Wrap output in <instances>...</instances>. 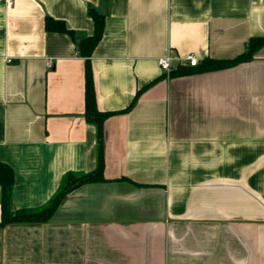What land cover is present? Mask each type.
Masks as SVG:
<instances>
[{
    "label": "crops",
    "instance_id": "0c3cea01",
    "mask_svg": "<svg viewBox=\"0 0 264 264\" xmlns=\"http://www.w3.org/2000/svg\"><path fill=\"white\" fill-rule=\"evenodd\" d=\"M91 10L105 25L86 58ZM48 17L72 34L48 31ZM256 37L264 0H0L10 213L97 168L88 64L98 110L117 113L104 123L107 181L69 193L48 223L1 227L0 264H264V47L220 70L184 61L231 60ZM168 56L172 72H193L166 74ZM1 203L0 186V221Z\"/></svg>",
    "mask_w": 264,
    "mask_h": 264
},
{
    "label": "trees",
    "instance_id": "16d2710c",
    "mask_svg": "<svg viewBox=\"0 0 264 264\" xmlns=\"http://www.w3.org/2000/svg\"><path fill=\"white\" fill-rule=\"evenodd\" d=\"M91 17L95 24L94 34L79 43V51L83 57L90 58L100 43L104 33L105 18L97 11H90ZM46 29L50 32L72 34V31L67 28L64 21L55 20L51 17L46 19ZM264 47V37L251 38L246 44L245 52L231 60H214L209 59L196 71L205 72L212 70H220L230 68L242 63H247L254 60L256 54ZM193 71L185 67L179 71L172 72L173 75H189ZM136 102V99H135ZM134 102V103H135ZM130 108V107H129ZM128 108V109H129ZM127 109V110H128ZM116 112H100L97 108L96 94L93 82V73L90 64L86 70V118L90 123L97 126L98 138V164L97 168L84 174H68L63 182L59 193L54 197L51 203L41 209L20 210L16 213L9 212V202L12 189L15 185V170L8 164L0 161V186L2 188V203H1V221L0 228L11 224H41L48 223L55 215L63 199L72 191L81 186L93 183H104L107 180L104 177V123L106 119Z\"/></svg>",
    "mask_w": 264,
    "mask_h": 264
},
{
    "label": "built area",
    "instance_id": "2783aa9c",
    "mask_svg": "<svg viewBox=\"0 0 264 264\" xmlns=\"http://www.w3.org/2000/svg\"><path fill=\"white\" fill-rule=\"evenodd\" d=\"M14 0H4V3L7 5H11ZM172 58L171 57H164L159 60V64L161 69L166 73L170 74L172 72V65H171ZM191 67L199 66V60L194 55H188L184 59Z\"/></svg>",
    "mask_w": 264,
    "mask_h": 264
}]
</instances>
